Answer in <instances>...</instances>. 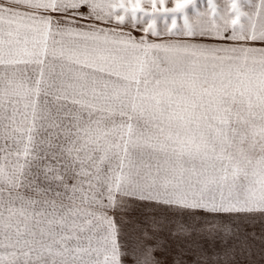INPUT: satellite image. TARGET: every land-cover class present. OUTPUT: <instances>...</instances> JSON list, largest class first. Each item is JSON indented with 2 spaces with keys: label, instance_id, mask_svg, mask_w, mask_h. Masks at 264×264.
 <instances>
[{
  "label": "snow or ice",
  "instance_id": "obj_1",
  "mask_svg": "<svg viewBox=\"0 0 264 264\" xmlns=\"http://www.w3.org/2000/svg\"><path fill=\"white\" fill-rule=\"evenodd\" d=\"M0 264H264V0H0Z\"/></svg>",
  "mask_w": 264,
  "mask_h": 264
},
{
  "label": "rangeland",
  "instance_id": "obj_2",
  "mask_svg": "<svg viewBox=\"0 0 264 264\" xmlns=\"http://www.w3.org/2000/svg\"><path fill=\"white\" fill-rule=\"evenodd\" d=\"M198 2H199V5H200L201 9H203V8H205L207 6V0H198ZM216 2L218 4H222L223 0H216ZM241 2H242V0H241Z\"/></svg>",
  "mask_w": 264,
  "mask_h": 264
}]
</instances>
